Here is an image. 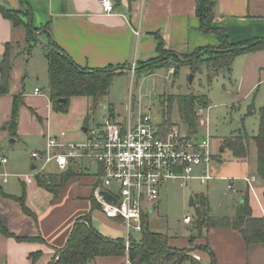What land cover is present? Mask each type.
<instances>
[{"label": "crops", "instance_id": "crops-1", "mask_svg": "<svg viewBox=\"0 0 264 264\" xmlns=\"http://www.w3.org/2000/svg\"><path fill=\"white\" fill-rule=\"evenodd\" d=\"M26 1L31 8L30 22L37 29L36 36L44 37L45 44L54 42L84 68L124 65L127 67L124 74L136 75L137 63L158 56L157 34L164 48L176 54L217 44L213 33H202L198 29L195 0H113L114 13L111 14L103 12L99 0ZM0 5L22 8L20 0H0ZM47 24L49 30L43 28ZM213 24L222 26L232 41L264 37V0H216ZM24 38L25 27L12 26L0 13V59L5 43L18 45ZM19 58L20 54L13 65L22 63L24 59L19 61ZM231 70H235L234 86L229 91L232 100H243L254 108L263 105L264 50L236 55ZM18 74L17 81H10L9 92L0 95V156L7 158L5 163L0 162V224L8 232L0 230V264H47L66 242L75 219L90 211L98 167L94 173H89L88 167L81 168L79 175L71 177L56 197L37 183L36 176L31 182H25V175L33 174L37 162L31 158V151L43 150L46 133L59 131L50 121L53 109L49 96L36 84L27 89L22 83L26 73ZM36 87L41 92L34 93ZM20 92L23 103L19 107L15 136H12L8 121L13 95ZM40 139L44 140V145ZM17 141L38 148L28 151L15 148ZM232 162L231 171L229 167H222L216 173L212 162L209 180L216 178L230 183L229 178H232L234 187L235 180H242L239 177L256 175V164ZM4 174L7 175L5 180ZM253 183L255 195L249 192L250 206L254 215L261 216L264 215V181L256 175ZM244 185L247 187L246 183ZM235 189L231 192L239 193V189ZM22 194L31 215L25 213L16 200ZM90 214L92 225L103 235L124 237L122 227L106 219L98 208ZM23 237L26 239H20ZM203 244H207L208 249L199 247ZM169 245L192 249L190 253L201 264H211L210 253L214 254V264H264V247L259 243L246 244L241 234L229 227H203L201 236L192 242L189 237L169 238ZM126 257L99 256L89 264H120L126 262Z\"/></svg>", "mask_w": 264, "mask_h": 264}, {"label": "trees", "instance_id": "trees-1", "mask_svg": "<svg viewBox=\"0 0 264 264\" xmlns=\"http://www.w3.org/2000/svg\"><path fill=\"white\" fill-rule=\"evenodd\" d=\"M20 1L22 8L13 9L0 5V13L10 20L12 26L22 25L25 27L24 39L27 48L23 52L26 54V60L30 56L32 47L37 42L35 36V30L37 29L30 22L32 12L29 3L26 0ZM215 4L216 0H195V14L199 21L198 29L202 33H213L217 39V44L198 47L191 53L179 55L165 49L162 38L157 34L156 51L158 56L137 63L135 74L141 76L152 74L160 68L168 69L171 67V63L181 62L188 65L192 73L199 71L201 65H205L206 75L211 79V77L222 71L230 73L236 55L264 50V37L232 41L222 26L214 25ZM43 28L49 30V25L47 24ZM16 46L17 44L5 43L4 52L0 59V95L9 92L14 58L21 52V50H17ZM43 55L47 61L48 96L51 108L64 113L68 111L70 98L74 96L90 98L92 101L91 107L94 108L98 99L108 93L113 78L124 74L127 70L124 65L98 68L81 67L68 54L60 50L54 42H48L45 45ZM62 98L65 101H62ZM12 101L8 127L11 129V135L15 136L14 128L18 119L19 107L23 103L21 92L14 94ZM162 102L163 104L167 103L169 112L171 104L175 102L179 119L188 135L198 132L199 121L196 116V108L208 106V96L205 93L169 94ZM253 111H255V108L250 105L247 114ZM32 112L34 113L33 110ZM85 124L83 126H87ZM160 124L165 129L173 125L170 116H166ZM251 140L255 142L257 153L255 174L264 181V104L258 108L257 133L253 136L244 132L222 137L219 143V152L228 151L233 160L246 161L249 156ZM80 172L79 165L78 167L77 165H71L67 170L59 173L36 175V181L56 197L66 182L71 177L79 175ZM249 192V189H247V192L244 193L241 201L236 206L234 215L222 217L209 215L208 197L204 193L195 194L193 197L195 217L192 222L197 233L191 234L189 240L192 242L201 236L203 227H229L237 230L246 244L259 243L264 247V215H252ZM24 198L25 196L22 194L16 200L22 210L31 215L25 205ZM262 198L264 202V189ZM98 207V203L91 197L90 211ZM90 211L75 219L66 242L57 249L56 257L47 264H89L90 261L99 256H127L128 264H201L195 257L186 254V248L180 249L170 246V237L167 234L150 230L144 214L140 235L138 238H131L128 251H126L123 237L103 235L92 225ZM0 230L5 234L8 233L1 224ZM199 247L208 249L207 244L199 245ZM210 254L211 264H214V254ZM120 264H126V262L123 261Z\"/></svg>", "mask_w": 264, "mask_h": 264}, {"label": "rangeland", "instance_id": "rangeland-1", "mask_svg": "<svg viewBox=\"0 0 264 264\" xmlns=\"http://www.w3.org/2000/svg\"><path fill=\"white\" fill-rule=\"evenodd\" d=\"M36 39L37 42L32 47L29 59L26 61V54L23 52L27 48L25 39L17 45V50H21L19 61L24 60L22 63L13 65L10 81L13 83L17 81L18 73L24 71V74H26L23 75L22 83L25 87L31 89L36 84L48 95V74L46 72V59L43 55V48L47 40L42 36H36ZM182 64L181 62L171 63V67L168 69L160 68L147 76L120 74L113 78L108 93L98 99L94 108L91 107L92 101L88 97H71L66 113L53 110L50 117L52 126L56 131H66L68 140L79 141L84 138L81 127L85 123V125L91 126L93 123L101 122L107 109L112 107L111 110L122 123L127 121L129 108L133 123L137 121L139 114L151 115L154 124H159L166 116H170L172 126H179L183 129L184 126H182L179 119L175 102L171 104L169 112L167 103L163 104L162 100L169 94L202 92L208 96V106L205 107L204 112L206 123L198 127L197 135L200 138L209 137L211 147L215 152V159L212 161L213 163L211 162L214 172H219L218 170H222L224 167H229L228 171H231V167L234 166L232 161L235 160L231 158L228 151L219 152L220 139L231 134L244 132L250 136L255 135L258 129L259 106L256 105L255 111L247 114L249 103L247 104L243 100H232L229 91L234 86L235 70H231L230 74L222 71L210 79L206 75L205 65H201L199 71L192 73L188 65ZM191 74L192 78L190 79ZM251 99L252 96L249 102H251ZM12 139L9 137V140ZM40 140L44 145V140ZM29 146L24 141L15 143V148H22L27 151L35 147L38 148V146ZM256 155V145L251 140L249 156L246 160L249 166L256 164ZM89 164L88 172L94 173L96 163L91 161ZM221 173L225 174L224 172ZM227 183L226 180L216 178L207 182L188 179L185 186H180L172 180L163 182L160 187L159 202L155 205L153 211L145 214L148 228L177 239H185L193 233L196 234L193 219L187 224L182 219L186 214L195 217V207L189 205V200L191 196L194 197L195 194L200 192L208 195L209 215L214 217L234 215L237 204L241 201L244 193L247 192V187L244 185V181L235 180L234 187L239 189V193L233 194L227 188ZM252 215H254L253 212ZM131 234L133 238H138L140 232L132 231ZM191 250L186 248V254L192 256ZM126 262H128L127 257Z\"/></svg>", "mask_w": 264, "mask_h": 264}, {"label": "built area", "instance_id": "built-area-1", "mask_svg": "<svg viewBox=\"0 0 264 264\" xmlns=\"http://www.w3.org/2000/svg\"><path fill=\"white\" fill-rule=\"evenodd\" d=\"M99 2L104 13H114L113 0ZM134 32L139 33L138 30ZM39 92L41 90L36 87L34 93ZM204 112L205 107L196 108L199 126L206 123ZM82 133L84 138L79 141L68 140L64 130L46 133L45 148L30 153L37 162L33 174L25 175L24 180L29 183L36 175L59 173L71 165L83 169L94 161L98 170L92 199L106 219L124 230L126 251L131 232L142 230L143 214L153 211L157 204L163 182L172 180L185 186L188 179L206 182L212 178L210 164L215 152L209 137L200 138L198 132L188 135L179 126L165 129L160 123L154 124L149 114H139L133 123L128 108L127 121L122 123L108 108L101 122L87 125ZM6 161V157L0 156V162ZM6 176L4 174V180ZM239 178L255 195L256 175ZM229 182L227 188L235 192L232 178ZM192 219L186 214L182 220L187 224Z\"/></svg>", "mask_w": 264, "mask_h": 264}, {"label": "water", "instance_id": "water-1", "mask_svg": "<svg viewBox=\"0 0 264 264\" xmlns=\"http://www.w3.org/2000/svg\"><path fill=\"white\" fill-rule=\"evenodd\" d=\"M191 78H192V74L190 75V79H191ZM61 100H62V101H65L64 98H62ZM81 130H82V131H86V126L81 127ZM189 205H190V206H195V201H194L193 196L190 197Z\"/></svg>", "mask_w": 264, "mask_h": 264}]
</instances>
